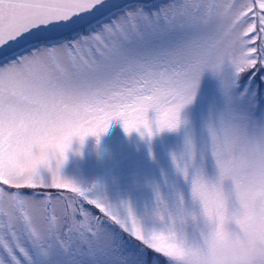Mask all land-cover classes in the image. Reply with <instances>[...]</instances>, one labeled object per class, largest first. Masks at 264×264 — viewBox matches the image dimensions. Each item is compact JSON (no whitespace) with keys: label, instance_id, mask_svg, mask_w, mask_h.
<instances>
[{"label":"snow or ice","instance_id":"1","mask_svg":"<svg viewBox=\"0 0 264 264\" xmlns=\"http://www.w3.org/2000/svg\"><path fill=\"white\" fill-rule=\"evenodd\" d=\"M112 121L176 138L140 214L59 175ZM228 180L264 214V0H0V264H173ZM233 264H264V215Z\"/></svg>","mask_w":264,"mask_h":264},{"label":"rangeland","instance_id":"2","mask_svg":"<svg viewBox=\"0 0 264 264\" xmlns=\"http://www.w3.org/2000/svg\"><path fill=\"white\" fill-rule=\"evenodd\" d=\"M211 87L206 73L201 95L206 96ZM199 109L197 104L191 111L198 112ZM175 147L176 138L171 134H157L149 140L137 132L126 134L119 123L112 121L98 139L87 136L83 143L76 139L72 141L59 175L81 187L91 188L110 201H128L140 214L145 202L151 200L150 185L165 176L169 179L174 177L169 152ZM206 173L210 179L216 176L217 170L212 161H209ZM42 174L48 175L44 170ZM184 190L187 191V188Z\"/></svg>","mask_w":264,"mask_h":264},{"label":"clouds","instance_id":"3","mask_svg":"<svg viewBox=\"0 0 264 264\" xmlns=\"http://www.w3.org/2000/svg\"><path fill=\"white\" fill-rule=\"evenodd\" d=\"M219 193L222 207L219 214L212 212L199 217L203 225L202 235L196 246L188 245L173 257V264H233L238 251L245 244L250 230L261 222L262 214H245L243 205L235 193Z\"/></svg>","mask_w":264,"mask_h":264},{"label":"trees","instance_id":"4","mask_svg":"<svg viewBox=\"0 0 264 264\" xmlns=\"http://www.w3.org/2000/svg\"><path fill=\"white\" fill-rule=\"evenodd\" d=\"M96 211H98V210H96ZM149 251L151 252V250H149ZM151 259H152V257L150 256V257H149L150 262H151Z\"/></svg>","mask_w":264,"mask_h":264}]
</instances>
